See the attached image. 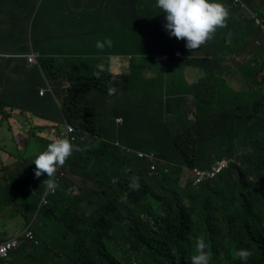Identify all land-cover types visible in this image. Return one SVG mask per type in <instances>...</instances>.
Here are the masks:
<instances>
[{
	"label": "trees",
	"instance_id": "obj_1",
	"mask_svg": "<svg viewBox=\"0 0 264 264\" xmlns=\"http://www.w3.org/2000/svg\"><path fill=\"white\" fill-rule=\"evenodd\" d=\"M241 1L264 21V0ZM27 2L0 0V19L12 3ZM95 2L69 0L70 9L65 15L74 26L73 34L61 38L67 48L74 52L78 50L79 40L83 38L88 41L94 31L98 36L97 25L94 24L92 32L90 20H87L92 14L89 11L94 7L105 9L109 4L96 6ZM147 2L150 5L149 0ZM220 2L225 3L231 15L239 10L238 6L234 7L233 0ZM138 8L143 12L142 18L128 16V13L123 18L113 17L114 22H110L113 26L111 34L121 35L112 41L111 47H106L113 55L139 52V56H132L134 62L138 63L135 66L140 65L142 69L155 68L153 55H168L165 64L167 79L162 66L158 65L160 70H154L151 79L141 78L140 74L138 80L134 78V81L130 75L134 67L131 69L130 66L127 71V65L122 62L115 61L124 71L121 74L120 68L116 70L110 67V61H104L102 67L94 69L102 61L100 57L58 59L45 56L41 63L45 62L47 67L58 63L55 70L49 71V78L68 82L60 112L75 127L76 141L70 143L83 153H95L96 149L87 148V144L92 135L100 132L95 110L80 100L81 95L92 88L111 97L125 94L137 116L135 121L140 113H145L144 123L148 124L143 123L141 127L156 135L155 144L150 149H141L143 142L139 135H135L134 141L126 145L117 140L110 146L102 139L103 150L93 164L95 167L98 162L105 172L90 167L80 173L84 175L83 182L97 184L99 190H90L78 196L62 186L63 179L59 180L54 187L56 194L52 197L56 204L47 205L55 209H51L53 213L50 212L49 217L53 220L49 222L44 218L46 215L40 216L49 226L39 227L43 230L42 235L49 233L57 237V232L61 231L65 241L59 243L66 244L71 238L72 249L70 245L57 248L53 243L49 248L43 247L38 238L39 244L25 241L26 248H23L24 244L17 246L7 258H0L1 264H11L10 257L13 258L15 254L19 255L18 260L26 264H190L197 238L206 244L209 264H240L235 251L241 247L252 253L248 264H264V32L255 25L254 20L238 17L230 23V16L223 26L227 31L222 33L223 27H218L211 34L216 35L219 42L225 40L222 50L219 51L215 44L206 40L211 48L206 53V63L210 68L217 66L219 61L217 57L211 61L209 55H215L217 50L218 55L224 58V53H228L244 79L239 82V87L246 88H232L214 71H208L196 57L190 61L199 62V65L202 62V69L207 75L190 84L177 73V69L184 68V60L176 54L187 56L195 50L187 49L183 38L177 40L168 34L162 36L159 26L151 28L148 19L150 9L145 0L137 1L135 9ZM104 11L107 10L98 12L103 15ZM236 17L233 14V18ZM6 18L2 22L12 24L13 20L8 15ZM13 23L14 26L18 24ZM140 24H143V33L139 35L136 29ZM5 38L6 35L0 37L2 45ZM2 45L0 53L3 52ZM21 60L26 62L25 59ZM6 62L11 64L12 60L7 59ZM18 65L17 68H0V82L6 80L4 71L12 72L11 91L0 90L2 113L10 105L11 96L15 97L20 108H27L24 99L17 97H24L36 89L30 77L41 78L42 68L34 69L29 76L24 71L25 67ZM81 71H85V74ZM14 78L17 79V86L26 88L25 95H18L15 91ZM109 88H115L111 95ZM190 101L193 103L189 104ZM152 114H155V122L150 120ZM190 114L194 121L189 123ZM1 115L0 122L3 121ZM126 121L118 128L105 131V136H125L128 129ZM237 143L239 153L235 150ZM124 150L145 153L146 157L143 160L129 157ZM75 151L60 166L71 169L70 159L77 158ZM150 154L163 163L157 164L155 170H151V165L156 163L152 162ZM223 158L230 159L227 169L211 182L198 187L193 185L194 169H209ZM183 177L187 183L183 182ZM133 178L139 183L135 190L129 187ZM84 200L92 207H82ZM41 232L35 231L36 238L42 236ZM119 249L124 250L121 257L116 255L121 253ZM60 250L69 253L54 252Z\"/></svg>",
	"mask_w": 264,
	"mask_h": 264
},
{
	"label": "crops",
	"instance_id": "obj_2",
	"mask_svg": "<svg viewBox=\"0 0 264 264\" xmlns=\"http://www.w3.org/2000/svg\"><path fill=\"white\" fill-rule=\"evenodd\" d=\"M100 3H104V5L109 4L106 6L105 9H98V7H94L88 17L87 20H90L89 25L92 28V32L94 30V24L97 25V30L99 31L98 36H96L95 31L92 33L91 38L86 42L82 43L80 40L78 42V55H84V56H90V58H103L102 61H100L97 65L103 66L104 61H109L107 58H111L113 56V53L110 52V50L105 46L103 49H98L96 47V41L100 40L102 41V38H109L111 41L115 40L117 37L121 35L120 34H111L113 26L110 24V22H114L112 19L113 17L123 18V16L128 13V16L133 15L135 13V9L128 5L127 0H96L94 4H97L98 6ZM103 5V6H104ZM102 6V5H101ZM100 10H107L102 12V14H99L98 11ZM118 26V24H115ZM14 25L12 24V27ZM102 28V29H100ZM14 28L7 32L6 38L4 39V50L2 52L3 55H9L14 53H21L24 54L27 52V46L26 44H22L20 46H15L13 49L11 47H8L6 45L7 41L12 40V46L15 45L13 40L15 39L13 36H10L8 33L12 32ZM83 35L84 33H80ZM99 37V38H98ZM204 45V44H203ZM206 47V46H205ZM211 49L209 46H207L204 49V46H201L200 48L195 49V52L191 54L190 58H187L184 64V79L188 80L190 84L196 83L199 79L205 77L207 74H205L204 70L202 69V62L206 66V69L208 71L211 70L214 71L219 77H224V74H230L229 66H226L224 62L219 63L217 66H213V68H210V66L206 63V53ZM140 51V50H138ZM1 52V51H0ZM218 51L216 50V53ZM122 54V53H117ZM131 55L139 56L140 53H130ZM129 56V55H128ZM197 58L200 62H192L190 59ZM12 60V63L9 64L6 62V60ZM131 60H134V57L131 58ZM0 61H5L4 66L7 68H13L14 66H19L18 63L25 67L26 72L30 73L33 72V68H29L26 62L22 61L19 58H14V56L8 58L0 56ZM219 61V60H218ZM188 62V63H187ZM138 64V63H135ZM97 65H95L93 68H97ZM111 65V62H110ZM233 66V65H232ZM234 67V66H233ZM235 68V67H234ZM167 72V71H166ZM27 73V74H28ZM166 74V73H165ZM182 76V75H180ZM33 80V83L36 84V89L33 91V93L28 92V94L24 97H17L23 98L26 104L28 105L27 108H29L35 116H45L47 119H50L48 122H44L45 120H42L43 122H39L36 118L34 121L30 120L29 118H26L25 121L29 124L25 126H18L15 127V124L11 125H3L0 124V242L6 241L8 239H11L12 237H15L19 235L18 233H22L25 229V225L27 221L31 222L32 224V230L35 232H41L43 230L39 229V226L49 228L47 222H44L43 219H37L36 215L32 216L30 218L26 217L24 215V207L30 206L33 202H37L39 204V209L42 208V196L43 193L48 185L47 178L45 175L40 177V181L36 185V190L31 193H25L20 196V198H17L16 195H14L13 191L11 190V187H13V184L16 185V181H23L25 183L34 185V182H37V177H34V168L35 165L32 164L34 158L43 150H45L46 146L53 142L55 139H57V135L52 134L50 129L55 130L56 134L63 129V127H57L55 125L56 122L59 121L58 116L61 115V112L59 108H57V104L55 105L51 101V97L47 94L44 96H39L37 93V89L43 87L42 78L35 79V77H30ZM15 80V91H17L18 95H25L27 90L26 88L19 85L17 86V79ZM196 81V82H195ZM2 82H0L1 84ZM57 85V84H56ZM57 87H59L57 85ZM20 92V93H19ZM100 94L102 96H106L107 98H114L117 96H108L105 93H103L100 90L96 89H90L85 94H83V98L85 101L87 99H90V101H95L96 99L100 98ZM103 100V99H102ZM85 103V102H84ZM193 103L190 101V104ZM51 104V107H49ZM109 107H107V105ZM116 101H102V104L98 105V110H95V112H98L101 110L100 113L104 116L102 127L105 129V131L113 130L115 128H118L121 126V124L116 123V119H123L120 117L121 115L117 114L116 110ZM56 106V107H55ZM11 115L14 112V110L19 107L18 102H15V97L11 96ZM187 109V108H186ZM123 113V112H122ZM192 118V116H189V118ZM124 120V119H123ZM62 122V117L61 120ZM16 122V120H15ZM125 122V120H124ZM123 122V124H124ZM19 124V123H17ZM30 133L34 136V141L29 144L28 141L25 140V144L21 142V140H16L15 135H18L22 132ZM48 133V137L42 132ZM34 132H37V134H33ZM11 133V138L9 137ZM52 134V135H51ZM43 137H42V136ZM53 141H52V140ZM57 167L58 172L62 173L64 177V182L62 183V186L65 188L67 187L69 191H73L74 194L79 195L83 194L87 191L98 189L97 184H92V182H82L80 181V178L74 176L73 170L70 168H59ZM96 167V166H95ZM90 168V167H87ZM57 169L55 170L54 174L49 177L48 181L53 178V176L56 174ZM103 172V171H102ZM44 180V182H43ZM78 186V187H76ZM56 194L54 192L49 196V205L54 206L56 203H54L52 197ZM47 217V216H46ZM44 216V218L47 221V218ZM49 218V217H48ZM21 231V232H20ZM6 235V236H5ZM42 235V232L40 236ZM11 258V264H26L23 260H18L19 255L15 254L14 257ZM2 262V259H0V264Z\"/></svg>",
	"mask_w": 264,
	"mask_h": 264
},
{
	"label": "rangeland",
	"instance_id": "obj_3",
	"mask_svg": "<svg viewBox=\"0 0 264 264\" xmlns=\"http://www.w3.org/2000/svg\"><path fill=\"white\" fill-rule=\"evenodd\" d=\"M53 1H57V0H37V1L36 0L35 1L28 0L27 4L26 3H24V4L12 3V5L9 6V8H8L7 14L11 18V21L13 20V21H15V23H18L17 26L15 25L12 27V24L14 25L13 21H12V24L6 25L2 22L3 19L2 18L0 19L1 20L0 21V25H1L0 37L2 35H7L6 33L9 32L11 30V28L12 29L14 28V30L12 32L8 33L10 36H13L15 38L13 40L15 45L12 46V49L15 46H20V45L25 43L28 49L33 48V51L38 54V56H37V54H31V56L35 59V61L38 64L41 65L42 69H40V76H42V74H43L45 76V78L47 77L46 80H48L47 82H48V86H49L50 90L55 89V84H54L55 82H53V79L49 78V71L55 70L59 64L54 62L51 67H47L45 62L41 63V60L44 59L45 56H47V55H50V56L58 58V59H64V57L75 58V57L79 56L78 55L79 51L76 50L74 52L72 49L67 48V46L64 44L63 39L61 38L62 36L73 34L72 31L74 29V26L68 22V18L65 15V13L70 9L69 0H58L59 1L58 3H53ZM150 1H152V6L154 8L153 11L151 10V7H150L151 4L149 5L148 2L146 4H147V7L152 11V14H154L155 9H156L155 0H149V2ZM234 5L237 6V5H239V3L234 2ZM238 13H252V12L246 7V9L244 11H242V9L241 10L239 9L237 14ZM230 16H232V18H230V23L234 22L238 18L236 16H235L236 18H233V14L231 15V13L228 12V16L226 18H229ZM4 19H7V18H4ZM142 28H143V26H139L136 29V32L139 35L143 33ZM224 31H227V30H225L224 27L221 28V32L223 33ZM81 41H82V43L87 42V40L83 39V38L81 39ZM208 41L210 42V44H215L220 51V50H222L223 43L225 40L221 39L219 42L216 35H211L210 39H208ZM0 46H1V43H0ZM3 50H4V47H3ZM223 53H224V51H223ZM10 56H14V58H19V59L22 58L21 53H14L13 55H10ZM215 57H217L218 60L222 59V57L219 56L218 53H216L215 55H209V58L211 59V61H215ZM80 58H84V57H80ZM126 58H127V56L118 57L117 61L126 60ZM224 59H225V65L229 66V69H230V74L226 73L228 77L223 78L226 81V83H228V85H230L232 88H234V89L236 88V90L238 88H241V89L246 88V86L239 87V84L237 83L236 79L233 77L234 74L236 73V69L232 66V62L229 58L228 53H226V57H225V53H224ZM4 63H5V61H0V68H3ZM149 63H150V65L152 64L151 61ZM131 65L134 67L130 71L131 80H133V81H134V78H136V80H138L137 76H139L140 74H141V78L149 77L151 79V77H153V76H150V75L154 72V70L157 72H159V70H160V68L157 66L153 70H152V68L142 69V67L140 65L135 66L134 60H131ZM161 66L163 69V75H164V77H166V74H164L165 73V66H164V64H162ZM17 67L18 66H16V68ZM81 72H82V74H85V71H81ZM177 73L179 74V76L182 75V77L185 78L184 77V68L177 69ZM263 73H264V71H263ZM3 76L6 78V80L0 84V90L1 91H11L12 80H10V79H12V72L11 71H4ZM242 80H244L243 77H242ZM248 87H249V85H248ZM100 95H101L100 98L96 99L95 101H90V99H87L85 101V99L83 98L82 95L80 97V100H82V103L84 105L89 106L93 109L95 108V110H98V105L102 104L103 100H105V101H116V103H117V107H116L117 114L121 115L120 117H122L124 120H127L126 124H127L128 129H127V133L125 134V136H113V137H111V136H109V134L105 136V129L102 127L104 116L102 115V113H100L101 110L98 112H95L97 124H98V129H100L99 130L100 132H98V134L96 133V135H92V138H89L88 144H87L88 145L87 148L92 149V150L96 149L95 153L93 155H90V154H88L89 152H87V151H86V153H83L81 150H76L74 152V155L77 158H72L70 160L71 169L74 172V176L80 178L81 183L85 180V178H84V175L83 174L81 175L80 173H84V169L87 167H91L90 169H95L93 162L95 161V158H97L101 149L103 150V146H102V142H101L102 139L104 140L105 143H107L110 146L112 144H114L115 141H117V140H119L123 145H126V144H130L131 142L134 141L135 135H139L140 140H142V142H143V148H141V149H144V150L150 149V147L153 146L156 142V135L152 132H149V131L142 129V127H141L144 123L145 113L144 112L140 113L139 119L137 121H135L137 116H136L133 108L130 106L129 101L127 99V96L125 94H122L121 96H118V97H114L112 99L107 98L104 95L102 96V94H100ZM144 95H145V93L143 91V96ZM51 101L55 105L56 101L54 99H51ZM132 102L135 103L136 100H132ZM9 103L11 105V102H9ZM106 105H107V107H109L108 104H106ZM49 107H51V104ZM195 111H197V109ZM1 114H2L1 118L3 119L2 124H7V125L15 124V127L25 126V125L29 124L25 121L26 118H29L32 121H34L37 118L39 122H43L42 120H45L44 122H48L50 120V119H47V117H45V116H41V117L35 116L29 108H22V107L20 108V106L17 107L16 110H14V112L12 113V116H11V111H4ZM58 119H59V121L55 123L56 126L62 125L61 121H60V119H61L60 115L58 116ZM188 119H190L189 123L193 120V118H191V117ZM15 120H16V122H15ZM150 120L155 122V114H152V116L150 117ZM17 123H19V124H17ZM144 124H148V123L145 122ZM50 132L54 135H57L54 130L52 131V129ZM33 134L35 135V134H37V132H34ZM42 134L43 135L45 134L47 137L49 136L48 133H46L44 131L42 132ZM9 137L11 138V133H10ZM15 139L21 140V142L24 144H25V140H26L30 144L34 141V136L30 133H26L23 131L22 133L15 135ZM239 147H240L239 143H237L236 148H235L236 153H239ZM129 157H136V158L140 159L139 156L134 155V154L129 155ZM157 164L161 165L163 163L161 161L157 160ZM96 167L98 170L105 172V170L100 169V165L98 162L96 164ZM151 168H152V165H151ZM121 173H123V168L121 169ZM43 175H45L47 177L46 173H43L40 177H42ZM40 177H37L38 181L34 182V185L25 183L23 181H16V185L13 184V187H11V190L13 191L14 195L17 196V198H20V196L23 194V192L31 194L36 190V188H37L36 185L40 181ZM48 179H49V177L47 178V182H48ZM43 182H44V180H43ZM183 182L184 183L188 182L185 179V177H183ZM81 206L84 207L85 209H87L88 207H92L89 204V202H87L85 200L82 202ZM51 209L55 210L54 208H51ZM51 209L49 206H43L42 208L39 209V204L37 202H33L30 206L24 207V215L28 218L36 215L37 219H39L40 216H43V215H46L47 217H51V213H50V212H52ZM47 220L49 222H51L53 220V218H48ZM57 233H58L57 237H54L49 233L47 235H42L40 237L41 245H43V247L46 246L48 248L52 246L50 243H53L57 248H67L68 245H70V249H72L71 238H68V242L66 244L65 243L60 244L59 242L65 241L64 240L65 235L61 231H59ZM52 238H54V239H52ZM119 250L121 253H116V255L118 257H121L124 254V250L123 249H119ZM54 252H57L59 254L69 253L66 250H60V251H54ZM52 257H55V256H52Z\"/></svg>",
	"mask_w": 264,
	"mask_h": 264
},
{
	"label": "clouds",
	"instance_id": "obj_4",
	"mask_svg": "<svg viewBox=\"0 0 264 264\" xmlns=\"http://www.w3.org/2000/svg\"><path fill=\"white\" fill-rule=\"evenodd\" d=\"M137 1L138 0H127L128 5L131 7V9L132 8L135 9V7L137 6ZM233 2L239 3V5L237 6L239 7L240 10L242 9V11H244L247 7L241 0H233ZM145 3H147V0H145ZM138 4H140V2ZM150 4H151V10L153 11L154 8L152 6V1H150ZM155 4H156L155 13L152 14L151 10H149V13H148L149 24L150 26H152L151 28H155L156 26L157 27L159 26L161 29L162 36H165L168 34L169 37H175L177 40H180L181 38H183L185 41V47L190 50H195L197 48H200L201 46H204V49H205V46L208 45L206 44V40L208 42V39H210L211 34L215 32V30L218 27H223L225 25L226 17L228 16V11L225 7V3L223 4L222 2H220V0H155ZM101 5H104V3H100L98 6H101ZM237 6H234V7H237ZM135 10L136 11L134 13V16L131 15V17L142 18L143 12H140V8L135 9ZM233 14L234 16H237V17H244L249 20H254L256 25L264 32V21L261 20L256 13L252 12V13H238L237 14L236 12V14L235 13ZM6 15L8 14L6 13L4 16H2V19L6 18ZM141 25L143 24H140V26ZM111 44H112V41L107 37L104 38L103 41H100V40L96 41V47L98 49H103L105 46L111 47ZM6 45L12 48V40L7 41ZM31 54H37V53L33 51V48L31 49L27 48V52L22 54L21 59H25L28 67L33 68V70L37 68L38 69L41 68V65L38 63L37 64L29 63L28 58L31 56ZM10 55L12 54L3 55L2 53H0V56L2 57L7 56L8 58H10L12 57ZM124 56H127L126 60L117 61L118 57H124ZM176 56L179 57L180 59H183L184 60L183 62L188 60L187 58L192 57L190 55L184 56L180 53H177ZM46 57H52V56L47 55ZM80 57H86V56L79 55L78 57H75V59H79ZM132 57L133 56L131 54L122 53V54H115L111 56V58H107V59L111 62V65H110L111 68L116 69V70L120 68L119 73L121 74V73H124V71L122 70L121 67L118 66L116 62H122L123 65H127L126 70L129 71L130 66H131V69L133 67L131 65ZM168 57H169L168 55H157V54L153 55V61L155 62V64L153 65L155 67L156 65L161 66L162 64L166 66L165 64L168 61ZM221 62H224L225 64V59L222 58L221 60H219V63ZM100 67L102 66L97 65V68H100ZM235 69H236V73L234 74L233 77L236 79L237 83L239 84V82L242 81V75L238 73V70L236 67ZM166 71L167 70L165 68V73ZM97 75H99V72H97ZM166 76H168L167 73H166ZM226 77H228L226 73L224 74V77H221L220 75V78H226ZM41 78L43 82V87L37 89L38 95L44 96L47 94L48 96H50L51 99H54L56 101V104L58 106L57 108H59L60 110L62 97L65 93V88L67 87L68 82L54 79L53 82H55L54 83L55 89L50 90L45 76L42 75ZM167 78L168 77H166V79ZM56 84L59 87H57ZM92 89H95V88H92ZM108 92L111 95L112 93L115 92V88H109ZM166 96L167 95L165 93V97ZM187 98L189 99V96H187ZM171 100L176 101L175 99H171ZM4 111H11V106L9 105L8 107L4 108L3 112ZM190 115L192 116V114ZM60 117H62V122H61L62 125L57 126V127H63V129L58 132L57 134L58 138L55 139L53 142L49 143L46 146L45 150L41 151L34 158L32 162V164L35 165V168L33 170L35 177H40L43 173H46L47 177H51L54 174L57 167L60 165H63L66 158H68L74 150H79L76 145H73L70 143V142L76 141V137L74 135L75 127L71 125L67 121V119L62 116V114L60 115ZM192 118H193L192 121H194L193 116ZM123 122H124L123 119L122 120L116 119L117 124L122 125ZM0 124H2V122H0ZM3 125H7V124H3ZM68 128H73V131L67 133ZM125 152L127 155H132V154L137 155L140 157L141 160H143L146 157V154L141 153V152H133V151H125ZM150 158L152 159L153 163H156V165H152V168H151L152 170H155L158 159H156L154 154H150ZM229 162H230V159L223 158L221 160L216 161L215 164L212 165L209 169H205V170L194 169L192 171L194 175L193 185L195 187H198L202 184L213 181L218 175H220L225 169L228 168ZM221 163L223 164L222 168L219 169V171L215 172L214 175H212L211 173L214 172ZM59 168L66 169L63 166H60ZM58 170L59 169H57V172L53 176V178L48 181V185L42 196V207L49 205V196L55 192V188H54L55 185L58 183L59 180H62V179L64 180V177L62 176L63 174L59 173ZM129 187L135 190L136 188L139 187L138 181L135 178H133V180L129 183ZM44 199L46 200V203L44 202ZM27 229H30L33 232L34 239L38 241L37 244H39L38 238L40 237L36 238L35 232L32 230V224L30 223L25 227L24 231L20 233L19 235L23 234ZM19 235L11 239L18 237ZM25 241H30V240L25 239ZM4 242L5 241L1 243H4ZM30 242H33V241H30ZM251 255H252L251 251L246 248L241 247V248L236 249L235 251V256L240 261V264H248L249 257ZM209 261H210V258L206 251L205 242L202 239L197 238L195 241V254L190 257V264H209Z\"/></svg>",
	"mask_w": 264,
	"mask_h": 264
},
{
	"label": "built area",
	"instance_id": "obj_5",
	"mask_svg": "<svg viewBox=\"0 0 264 264\" xmlns=\"http://www.w3.org/2000/svg\"><path fill=\"white\" fill-rule=\"evenodd\" d=\"M29 63L31 64H37V62L35 61V59L30 56L28 58ZM73 128H68L67 133L72 132ZM223 166V164L221 163L218 168L212 172L211 174L214 175L215 172L219 171V169H221ZM44 202L46 203V200L44 199ZM25 239L33 241L35 244L38 243V241H36L34 239V235L33 232L30 229H27L23 234L19 235L18 237L14 238V239H10L8 241H5L4 243L0 244V257L1 258H6L9 254L10 251L14 250L17 246H19L20 244H23Z\"/></svg>",
	"mask_w": 264,
	"mask_h": 264
},
{
	"label": "bare ground",
	"instance_id": "obj_6",
	"mask_svg": "<svg viewBox=\"0 0 264 264\" xmlns=\"http://www.w3.org/2000/svg\"><path fill=\"white\" fill-rule=\"evenodd\" d=\"M255 12H256V11H255ZM256 13H257V12H256ZM259 16H260V15H259ZM34 20H35V19H34ZM31 21H32V20H31ZM255 25H256V23H255ZM33 44H34V43H33ZM37 52H38V51H37ZM37 56H38V54H37ZM38 58H39V57H38ZM193 59H194V58H193ZM196 59H197V58H196ZM241 59H242V58H241ZM241 59H240V60H241ZM182 60H183V59H182ZM38 62H39V61H38ZM173 63H174V62H173ZM187 63H188V62H187ZM184 64H185V63H184ZM181 66H182V65H181ZM41 71H42V70H41ZM42 73H43V72H42ZM46 78H47V77H46ZM147 78H148V77H147ZM47 81H48V80H47ZM0 108H1V107H0ZM2 109H3V108H2ZM94 110H95V108H94ZM0 113H2V112H0ZM61 114H62V113H61ZM61 130H62V129H61ZM110 144H111V143H110ZM115 145H116V144H115ZM179 153H180V152H179ZM148 157H149V156H148ZM124 158H125V157H124ZM128 158H129V157H128ZM128 158H125V159H128ZM151 164H152V163H151ZM157 167H158V166H157ZM151 170H152V169H151ZM160 170H161V169H160ZM163 170H164V169H163ZM90 171H91V170H90ZM151 173H152V172H151ZM157 176H159V175H157ZM153 177H155V176H153ZM93 185H94V184H93ZM76 187H78V186H76ZM92 191H93V190H92ZM88 192H89V191H88ZM92 193L94 194V192H92ZM78 196H79V195H78ZM90 197H91V196H90ZM97 201H99V200H97ZM100 202H101V201H100ZM100 202H99V203H100ZM71 208H72V207H71ZM57 219H58V218H57ZM28 222H29V220H28ZM30 223H31V222H30ZM28 224H29V223H28ZM26 225H27V224H26ZM5 236H6V235H5ZM37 238H38V237H37ZM23 244H24V243H23ZM23 244H22V245H23ZM22 245H21V248H22L23 246H24L23 248H26V247H25V244H24L23 246H22ZM27 246H28V245H27ZM31 246L34 247L33 244H32ZM18 249H19V247H18ZM18 249H17V250H18ZM113 249H114V248H113ZM34 250H35V249H34ZM111 251H112V250H111ZM10 254H11V253H10ZM10 254H9V255H10ZM9 260H10V259H9Z\"/></svg>",
	"mask_w": 264,
	"mask_h": 264
}]
</instances>
